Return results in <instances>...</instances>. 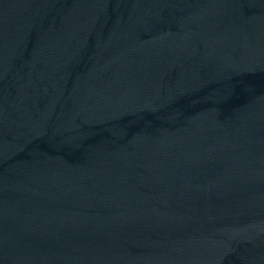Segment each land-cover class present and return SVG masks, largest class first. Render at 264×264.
Segmentation results:
<instances>
[{
  "label": "water",
  "instance_id": "1",
  "mask_svg": "<svg viewBox=\"0 0 264 264\" xmlns=\"http://www.w3.org/2000/svg\"><path fill=\"white\" fill-rule=\"evenodd\" d=\"M0 264H264V0H0Z\"/></svg>",
  "mask_w": 264,
  "mask_h": 264
}]
</instances>
